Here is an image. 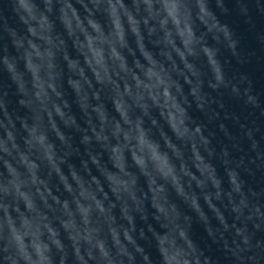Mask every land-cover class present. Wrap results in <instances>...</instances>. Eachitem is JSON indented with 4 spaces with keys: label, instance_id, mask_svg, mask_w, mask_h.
Segmentation results:
<instances>
[{
    "label": "clouds",
    "instance_id": "1",
    "mask_svg": "<svg viewBox=\"0 0 264 264\" xmlns=\"http://www.w3.org/2000/svg\"><path fill=\"white\" fill-rule=\"evenodd\" d=\"M0 264H264V0H0Z\"/></svg>",
    "mask_w": 264,
    "mask_h": 264
}]
</instances>
